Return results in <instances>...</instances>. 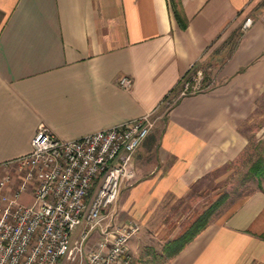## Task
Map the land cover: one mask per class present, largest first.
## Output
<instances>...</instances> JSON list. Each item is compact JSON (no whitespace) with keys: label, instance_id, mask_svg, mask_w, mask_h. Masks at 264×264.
<instances>
[{"label":"crops","instance_id":"crops-1","mask_svg":"<svg viewBox=\"0 0 264 264\" xmlns=\"http://www.w3.org/2000/svg\"><path fill=\"white\" fill-rule=\"evenodd\" d=\"M198 66L207 84L177 96ZM166 101L133 152L135 175L105 210V220L138 221L139 241L148 226L171 238L161 213L171 200L264 140V0H0V177L41 123L73 137ZM255 178L158 264H264V174Z\"/></svg>","mask_w":264,"mask_h":264},{"label":"built area","instance_id":"built-area-1","mask_svg":"<svg viewBox=\"0 0 264 264\" xmlns=\"http://www.w3.org/2000/svg\"><path fill=\"white\" fill-rule=\"evenodd\" d=\"M201 73L184 80L183 94L203 88ZM118 81L129 87L132 77ZM155 121L151 110L73 137L41 123L17 171L0 177V264H130L129 238L140 225L105 220V210L116 207L121 183L135 175L133 152Z\"/></svg>","mask_w":264,"mask_h":264},{"label":"rangeland","instance_id":"rangeland-1","mask_svg":"<svg viewBox=\"0 0 264 264\" xmlns=\"http://www.w3.org/2000/svg\"><path fill=\"white\" fill-rule=\"evenodd\" d=\"M199 68L202 73L198 83L201 81L204 87L207 83L203 80L204 78L202 79L204 75L203 67H195L189 78H192L195 70ZM208 68L210 69V66H207L205 69ZM183 82L181 81L178 86L177 96L183 94L181 92ZM169 105L170 102L166 101L155 111L156 119L167 110ZM256 143L250 147L248 152L242 154L244 156L233 162L225 173L221 174L219 170L213 171L208 177L196 182L188 195L184 196L181 200H171L173 203L169 204L170 208L162 210L161 213L165 223L168 224V227H171L170 233L173 232L171 238L176 236L200 209L206 207L215 199L218 198L219 203L214 207L211 216H214L218 211L229 206L245 192L256 186V178L248 171V167L256 158L264 156V140L257 141ZM14 166L11 172L17 171L18 160L16 159ZM147 229L148 231L145 232V236L142 234L144 239L141 241L136 236L139 229L131 235V239L133 240L131 244L133 255L131 256L130 264H158L168 258L164 245L171 238L165 239V237L160 236L162 229L158 228V226H148ZM97 232L90 236V242L97 237ZM64 264L70 263L65 261Z\"/></svg>","mask_w":264,"mask_h":264},{"label":"trees","instance_id":"trees-1","mask_svg":"<svg viewBox=\"0 0 264 264\" xmlns=\"http://www.w3.org/2000/svg\"><path fill=\"white\" fill-rule=\"evenodd\" d=\"M178 8L175 7V14L178 16ZM192 67L191 69L187 70L182 77L178 80L177 84L173 88L174 90L179 86L183 79L189 78L191 73L193 72ZM183 78V79H182ZM204 78V75L202 79ZM170 100V99H169ZM248 171L253 175L259 177L264 174V156L256 158L248 167ZM219 203V199H215L206 207L200 209L193 218L189 221V223L173 238L169 239L165 245L164 249L166 250L167 257L170 258L171 256L178 253L190 240L193 239L195 234L199 232L206 224H208L212 211L214 207Z\"/></svg>","mask_w":264,"mask_h":264}]
</instances>
